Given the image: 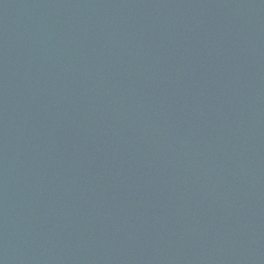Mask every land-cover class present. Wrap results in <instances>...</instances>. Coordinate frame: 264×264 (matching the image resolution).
<instances>
[{"label": "water", "instance_id": "95a60500", "mask_svg": "<svg viewBox=\"0 0 264 264\" xmlns=\"http://www.w3.org/2000/svg\"><path fill=\"white\" fill-rule=\"evenodd\" d=\"M0 264H264V0H0Z\"/></svg>", "mask_w": 264, "mask_h": 264}]
</instances>
